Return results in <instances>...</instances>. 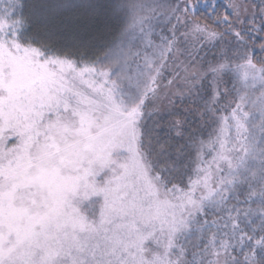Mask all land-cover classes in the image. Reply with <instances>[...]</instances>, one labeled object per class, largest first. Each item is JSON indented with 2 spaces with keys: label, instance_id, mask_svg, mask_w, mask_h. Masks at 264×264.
Segmentation results:
<instances>
[{
  "label": "snow or ice",
  "instance_id": "snow-or-ice-1",
  "mask_svg": "<svg viewBox=\"0 0 264 264\" xmlns=\"http://www.w3.org/2000/svg\"><path fill=\"white\" fill-rule=\"evenodd\" d=\"M0 264H264V0H0Z\"/></svg>",
  "mask_w": 264,
  "mask_h": 264
},
{
  "label": "trees",
  "instance_id": "trees-1",
  "mask_svg": "<svg viewBox=\"0 0 264 264\" xmlns=\"http://www.w3.org/2000/svg\"><path fill=\"white\" fill-rule=\"evenodd\" d=\"M221 2H222V0H221Z\"/></svg>",
  "mask_w": 264,
  "mask_h": 264
}]
</instances>
